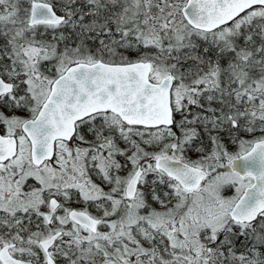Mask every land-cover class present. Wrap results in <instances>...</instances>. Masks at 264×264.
<instances>
[{
  "label": "snow or ice",
  "instance_id": "obj_1",
  "mask_svg": "<svg viewBox=\"0 0 264 264\" xmlns=\"http://www.w3.org/2000/svg\"><path fill=\"white\" fill-rule=\"evenodd\" d=\"M0 264H264V0H0Z\"/></svg>",
  "mask_w": 264,
  "mask_h": 264
}]
</instances>
